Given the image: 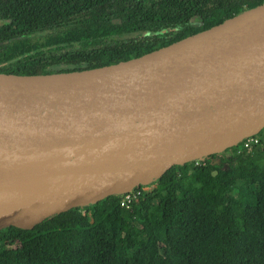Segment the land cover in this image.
Listing matches in <instances>:
<instances>
[{
    "label": "water",
    "instance_id": "1",
    "mask_svg": "<svg viewBox=\"0 0 264 264\" xmlns=\"http://www.w3.org/2000/svg\"><path fill=\"white\" fill-rule=\"evenodd\" d=\"M264 128V2L116 63L0 70V229L148 185Z\"/></svg>",
    "mask_w": 264,
    "mask_h": 264
},
{
    "label": "trees",
    "instance_id": "2",
    "mask_svg": "<svg viewBox=\"0 0 264 264\" xmlns=\"http://www.w3.org/2000/svg\"><path fill=\"white\" fill-rule=\"evenodd\" d=\"M262 2L0 0V70L128 60ZM253 136L240 153L171 166L127 204L113 194L0 229V264H264V128Z\"/></svg>",
    "mask_w": 264,
    "mask_h": 264
},
{
    "label": "built area",
    "instance_id": "3",
    "mask_svg": "<svg viewBox=\"0 0 264 264\" xmlns=\"http://www.w3.org/2000/svg\"><path fill=\"white\" fill-rule=\"evenodd\" d=\"M257 142V138L254 136H249L244 138L243 140H241L237 145H234V148L232 150L231 153H240L242 150L244 149H250L251 146ZM198 161H196L197 163ZM138 194V191H136ZM133 192L132 190H129L127 192H124L121 194V204H127V202H129L133 196Z\"/></svg>",
    "mask_w": 264,
    "mask_h": 264
},
{
    "label": "rangeland",
    "instance_id": "4",
    "mask_svg": "<svg viewBox=\"0 0 264 264\" xmlns=\"http://www.w3.org/2000/svg\"><path fill=\"white\" fill-rule=\"evenodd\" d=\"M230 152V151H229ZM232 152V151H231ZM217 160V159H216ZM153 184H148L147 188H152Z\"/></svg>",
    "mask_w": 264,
    "mask_h": 264
}]
</instances>
